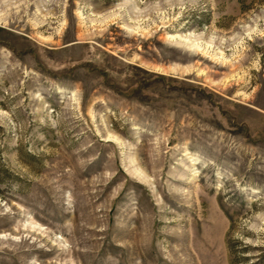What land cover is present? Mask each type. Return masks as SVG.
Returning <instances> with one entry per match:
<instances>
[{
  "label": "rangeland",
  "instance_id": "obj_1",
  "mask_svg": "<svg viewBox=\"0 0 264 264\" xmlns=\"http://www.w3.org/2000/svg\"><path fill=\"white\" fill-rule=\"evenodd\" d=\"M0 264H264V0H0Z\"/></svg>",
  "mask_w": 264,
  "mask_h": 264
},
{
  "label": "bare ground",
  "instance_id": "obj_2",
  "mask_svg": "<svg viewBox=\"0 0 264 264\" xmlns=\"http://www.w3.org/2000/svg\"><path fill=\"white\" fill-rule=\"evenodd\" d=\"M173 39H177V40H179V41H182L180 38H178V37H173ZM184 43H186L185 41H183Z\"/></svg>",
  "mask_w": 264,
  "mask_h": 264
}]
</instances>
